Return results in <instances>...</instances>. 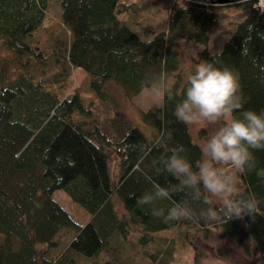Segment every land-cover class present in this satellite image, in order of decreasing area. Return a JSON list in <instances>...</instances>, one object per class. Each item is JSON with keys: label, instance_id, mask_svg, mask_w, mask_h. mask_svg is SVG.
Listing matches in <instances>:
<instances>
[{"label": "trees", "instance_id": "16d2710c", "mask_svg": "<svg viewBox=\"0 0 264 264\" xmlns=\"http://www.w3.org/2000/svg\"><path fill=\"white\" fill-rule=\"evenodd\" d=\"M218 1L168 0L166 28L145 37L128 25L132 6L121 0H0V264H127L124 255L130 260L143 252L138 243H153L161 231L186 237L191 228L204 237L220 229L243 256L256 254L264 263V179L255 171L241 176V191L256 195L257 211L225 225L166 224L151 215L152 206L137 204L154 191L151 181L176 183L156 173L154 160L177 145L187 149L194 166L201 159L188 125L173 114L184 99L181 41L203 46L200 60L236 69L243 110L264 111V0ZM223 3L243 6L245 16L211 53L207 33ZM51 11L61 27L38 48L36 35ZM75 68L85 72L82 86H72ZM161 73L174 81L172 95L142 112L149 132L122 121L106 104L109 97L114 101L108 82L132 97L146 76ZM165 132L170 140L161 139ZM112 155L116 179L109 168ZM254 155L257 168H264V150ZM56 190L84 208L85 223L72 219L53 197ZM155 206L167 209L171 201ZM163 241L155 254H145L148 264L172 262L173 238ZM100 252L114 261H97Z\"/></svg>", "mask_w": 264, "mask_h": 264}, {"label": "clouds", "instance_id": "9594fccd", "mask_svg": "<svg viewBox=\"0 0 264 264\" xmlns=\"http://www.w3.org/2000/svg\"><path fill=\"white\" fill-rule=\"evenodd\" d=\"M218 61H186L184 99L174 109L175 119L194 127H213L201 145V159L195 166L177 145L170 154L153 161L158 175L166 174L176 183L155 184L154 191L137 199L149 205L151 215L163 223H203L208 227L225 225L233 219L252 216L259 200L254 193L241 191V176L255 171L264 179V168H257L256 151L264 150V111L243 110L246 103L240 73ZM174 81L167 73L146 76L141 91L155 102L171 97ZM236 113H240L239 117ZM165 132L161 139L170 140ZM134 196V194H131ZM130 196V198H131ZM180 197V199H175ZM171 201L167 209L158 201ZM216 264H223L217 261Z\"/></svg>", "mask_w": 264, "mask_h": 264}, {"label": "rangeland", "instance_id": "374dc122", "mask_svg": "<svg viewBox=\"0 0 264 264\" xmlns=\"http://www.w3.org/2000/svg\"><path fill=\"white\" fill-rule=\"evenodd\" d=\"M121 1L132 6L125 15V18H127V22H129L128 25L138 34L142 35V32H144L145 37H149L166 28L167 15L164 7L167 5L168 0ZM223 4H220L221 6H219V9L216 11V24L207 33L208 38L206 48L211 53L218 52L222 48L225 40L232 32L234 24L245 16L243 6H238L237 4ZM51 14L52 15L36 35L38 43L35 46L38 48H43L47 43L48 38L55 35L61 27L60 22L55 15L56 11H51ZM141 29L142 31H140ZM202 49L203 46L198 44L185 43L183 41L180 42L177 48L180 64L178 73L182 76V83H184L185 72L187 71L186 61L191 60L193 64L199 63L201 60L199 59L198 54ZM84 80L85 72L80 68H75L72 72V86H82ZM107 90L114 101L109 97L110 103L106 102V104L109 106L111 105V108L113 106L115 111H112L117 112L115 113L116 116H119L122 121H128L133 125H137L143 131H150L148 130L149 126L147 127L143 123L141 114L151 106H159L161 103L146 98V94L142 91L135 96L127 97L124 94L122 87L114 82H108ZM188 128L192 141L200 148L204 140L207 139L214 130L213 127H194L192 125H188ZM116 161L114 155L109 159L110 172L115 179L119 173ZM240 187L242 188V182ZM53 197L68 212L75 222L78 224L86 222L88 215L84 208L73 202L62 190H56L53 193ZM115 199H117V197H115ZM116 206L118 209H123L121 203H117ZM132 232H134V234L138 233L135 229ZM129 238L135 240L133 233ZM166 238H173V260L170 264H216L217 261H222L223 264H264L261 258L256 254L251 258L243 256L237 246L224 235L222 230H214L210 235L204 237L203 233L197 231L196 228L189 229L186 237L179 234V232L161 231L156 235L153 243H138L136 241L138 247L143 252H139V248L134 247L132 249L137 250V252L141 254H136V257H134V259H128L129 261L127 260V255H124L125 260L123 261H127V264H148V260L145 259V254H155L154 251L164 245L163 240ZM218 250H220L221 254L216 252ZM111 256L112 255L110 254L100 252L96 257V260L112 263L114 258H111ZM112 264L118 263L115 261Z\"/></svg>", "mask_w": 264, "mask_h": 264}, {"label": "water", "instance_id": "95a60500", "mask_svg": "<svg viewBox=\"0 0 264 264\" xmlns=\"http://www.w3.org/2000/svg\"><path fill=\"white\" fill-rule=\"evenodd\" d=\"M218 2L222 3V2H224V0H219Z\"/></svg>", "mask_w": 264, "mask_h": 264}]
</instances>
